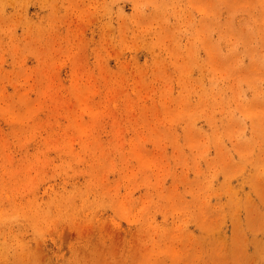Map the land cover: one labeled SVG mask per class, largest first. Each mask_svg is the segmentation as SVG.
<instances>
[{"label": "rangeland", "instance_id": "rangeland-1", "mask_svg": "<svg viewBox=\"0 0 264 264\" xmlns=\"http://www.w3.org/2000/svg\"><path fill=\"white\" fill-rule=\"evenodd\" d=\"M0 264H264V0H0Z\"/></svg>", "mask_w": 264, "mask_h": 264}]
</instances>
